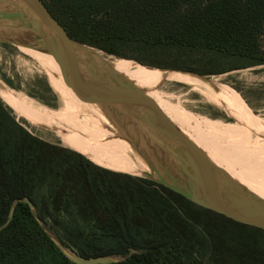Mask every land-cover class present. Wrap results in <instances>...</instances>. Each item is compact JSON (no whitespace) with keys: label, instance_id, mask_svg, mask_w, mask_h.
I'll list each match as a JSON object with an SVG mask.
<instances>
[{"label":"trees","instance_id":"16d2710c","mask_svg":"<svg viewBox=\"0 0 264 264\" xmlns=\"http://www.w3.org/2000/svg\"><path fill=\"white\" fill-rule=\"evenodd\" d=\"M42 1L73 39L117 59L202 76L264 66V0ZM62 247L120 258L110 264H264V229L43 139L0 96V264H77Z\"/></svg>","mask_w":264,"mask_h":264},{"label":"water","instance_id":"95a60500","mask_svg":"<svg viewBox=\"0 0 264 264\" xmlns=\"http://www.w3.org/2000/svg\"><path fill=\"white\" fill-rule=\"evenodd\" d=\"M0 41L52 55L68 85L101 111L121 137L132 144L149 168L143 174L145 178L200 206L264 229V199L217 165L173 124L145 89L117 72L111 63L116 57L73 39L42 0H0ZM24 201L35 210L29 198ZM14 212L13 207L9 220ZM62 249L77 264H110L120 260L110 255L85 259L65 247Z\"/></svg>","mask_w":264,"mask_h":264},{"label":"bare ground","instance_id":"6f19581e","mask_svg":"<svg viewBox=\"0 0 264 264\" xmlns=\"http://www.w3.org/2000/svg\"><path fill=\"white\" fill-rule=\"evenodd\" d=\"M22 48L48 69L51 85L60 98V106L49 108L48 112L42 115L30 104L24 93L9 91L0 83V96L19 117L54 130L65 145L82 152L101 166L137 176L149 172L147 164L135 148L121 137L120 131L110 120L101 111L85 102L68 85L62 76L60 64L52 55L32 48ZM122 60L128 64V69L133 67L129 69L130 74L133 73L131 79L137 80L139 85L152 96L165 97L158 90L159 86L165 81H176L191 86L193 90L204 96L214 97V102L228 115L237 116L235 114L241 112V106L237 103L238 92L229 85L195 74L177 71L170 73V70L142 66L127 59ZM120 70L122 71L121 68ZM166 100L167 102L160 99V103L167 108L165 114L170 115L169 119L180 121L181 125L187 128V131L180 129L185 135L237 182L254 194L264 193V153L261 154L262 161L253 158L251 151L249 152L235 139L223 137L214 132H205L213 127L210 122L201 117L191 120L183 113L186 109L184 106L173 103L167 98ZM60 113H64L65 126L58 123ZM262 123L264 125V122ZM69 142L71 143L68 144Z\"/></svg>","mask_w":264,"mask_h":264},{"label":"rangeland","instance_id":"374dc122","mask_svg":"<svg viewBox=\"0 0 264 264\" xmlns=\"http://www.w3.org/2000/svg\"><path fill=\"white\" fill-rule=\"evenodd\" d=\"M22 41L28 42L25 39H22ZM202 55L203 54L199 52H194L188 56L190 59L192 58V60H195L203 57ZM243 62L245 61L232 58H223L221 60V63L226 68ZM111 63L112 65L115 63L113 66L120 74L142 88L137 80L131 79L133 73L130 74L129 69L131 70L133 67L128 69V64L124 63L122 59L114 58ZM126 69H128L127 72L129 73H125ZM163 70L169 71L170 69ZM170 73H172L171 70ZM204 78L213 79L219 83L229 85L238 92H236L239 98L237 99V103L241 106V112L235 114L237 116L228 115L221 106L214 102V97L204 96L184 83L165 81L159 86L158 90L173 103L184 106L186 109L183 110V113H185L189 119L193 120L196 117H201L205 119V121L207 120L210 122L213 127L205 132H214L223 137L235 139L237 143L246 148L249 152L251 151L250 154L253 158L262 161L261 154L264 153V125L262 123L264 122V66L248 67L220 75L204 76ZM5 80H9L12 86ZM0 83L7 90L14 91L15 93H24L27 97L32 98L44 106L51 108H58L60 106V98L51 85L48 69L41 64L40 61L23 50L21 46L10 42L0 41ZM32 94H36L42 99L36 98ZM149 95L157 101L164 112L167 110L166 106L160 103V99L167 102L165 97H155L154 95L152 96V94ZM59 115L60 119L58 123L65 126L64 113H60ZM17 117L21 120H26L18 115ZM171 118H173V116H171ZM245 118H248V120H245ZM170 120L179 129L187 131V128L182 126L180 121L175 119ZM28 128L43 139L52 142H62L60 136L54 130L43 125L33 124L28 121ZM70 143L71 142L68 144ZM140 176L145 177V175ZM85 225L86 227L88 226L87 224ZM88 229H90V227H88Z\"/></svg>","mask_w":264,"mask_h":264},{"label":"flooded vegetation","instance_id":"af4514ba","mask_svg":"<svg viewBox=\"0 0 264 264\" xmlns=\"http://www.w3.org/2000/svg\"><path fill=\"white\" fill-rule=\"evenodd\" d=\"M220 123V122H219Z\"/></svg>","mask_w":264,"mask_h":264}]
</instances>
